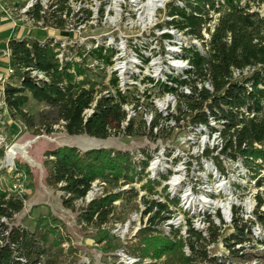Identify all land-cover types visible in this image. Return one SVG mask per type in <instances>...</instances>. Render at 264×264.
<instances>
[{
  "label": "trees",
  "instance_id": "trees-1",
  "mask_svg": "<svg viewBox=\"0 0 264 264\" xmlns=\"http://www.w3.org/2000/svg\"><path fill=\"white\" fill-rule=\"evenodd\" d=\"M252 1L256 3V0ZM259 2L264 4V0ZM250 6L249 0H179L176 5H167L166 15L175 18L165 24L196 38H202L204 29L209 34L205 52L193 48L183 52L182 56L193 67L185 72L186 79L176 77L171 82L191 86L195 78L209 79L212 92L194 90L191 96L181 97L186 110L195 113L188 123L192 126L207 124L208 115L222 121L224 144L220 155L239 159L244 167L257 174L264 168V18L251 12ZM34 15L39 17L38 10ZM213 21L215 23L210 31L209 25ZM54 44L52 39L9 41L10 67L12 76L17 79V85L8 82L3 88L9 118L25 128L35 126L34 119L25 111L32 100L44 104L46 108L37 115L38 134L49 135L53 133V126H61L69 136L86 135L97 140H106L119 133L141 135V126L133 129L134 120L123 130L120 129L125 119L121 106L128 101L127 98L132 101L135 98L117 91L114 78L103 84L104 73L88 67L89 60L109 65L113 51L102 46L89 50L85 46L78 47L75 49L76 57L86 52L81 63L72 56L60 63L53 52ZM244 69L250 72L243 75ZM31 71L40 72L43 78L33 77ZM235 71L240 72L236 78L233 76ZM161 87L164 92L174 91L172 86L163 84ZM107 89H113L114 94L101 95ZM87 110H92L89 116L85 114ZM174 120L175 123L181 122L179 117ZM150 125V133L159 126L156 120ZM112 130H115L114 133ZM49 156L52 159L45 162L49 169L47 182L53 187L60 184L59 190L67 196L64 204L68 207L74 201L83 199L95 181L104 182L111 178L123 186L134 184L148 163L144 160L135 162L128 151L104 148L79 153L74 148L63 147ZM204 156L207 157L208 153ZM216 160L220 168L218 157ZM154 184L158 183L146 182L148 192L154 190ZM118 197V194H109L94 199L86 205L81 221L87 225L106 224ZM255 200L254 216L264 232V211H259L264 199L258 194ZM145 204L143 214L149 215L146 227L138 231V244L129 248L128 254L159 260V264H199L215 260L210 257L206 246L216 241L218 228L210 224L207 241L192 229L188 230L189 236L185 240L178 237L176 230H171V238L156 230V226L167 218L162 214L168 213L167 207L156 201ZM23 207L22 198L0 191V264L39 262L40 252L35 245L43 237L34 236L19 227L8 228L1 221L12 222L13 216ZM233 216L234 233L225 239L224 244L231 256L241 258L243 255L239 256L240 250L234 249V246L243 242L244 231L250 235L251 230L245 229V225L242 227V220L236 216V211ZM257 238L262 242L260 236ZM185 245L188 246L189 256L183 252Z\"/></svg>",
  "mask_w": 264,
  "mask_h": 264
},
{
  "label": "rangeland",
  "instance_id": "rangeland-1",
  "mask_svg": "<svg viewBox=\"0 0 264 264\" xmlns=\"http://www.w3.org/2000/svg\"><path fill=\"white\" fill-rule=\"evenodd\" d=\"M25 1L27 0H15L14 2L16 5L22 6ZM166 1L165 9L160 10L158 13L159 18L166 16L168 4L176 5L179 3V0ZM243 1L245 2V0ZM94 2L96 5L99 4L100 21L94 25H87L88 27L82 33L83 38L81 37V39L83 40L80 41L78 47H89L93 40L88 39V37H95L99 45H101L106 42L107 37L110 35L117 42V39L121 38L122 35L129 34L128 26L122 20L125 17V10L128 12V10L133 9L127 0H81L82 5L86 6ZM249 4L251 5V12H256L264 18V4H261L259 0H256V3L249 0ZM120 7L121 10L118 9ZM105 9H113L114 14L105 17ZM68 12L70 13V10ZM83 14L85 17H89L88 9H85ZM17 16L18 14H15L14 18ZM53 16L52 13H48L45 17V23L47 22V26H51L49 27L50 30L44 31L41 27H35V29L31 28L30 31L37 32L38 36L36 38L39 40L47 37L75 40L76 36L66 29L65 25L60 27L48 23L50 21L55 22L54 19H51ZM88 22L90 21L88 20ZM8 33V27L0 32L1 37L7 36ZM9 68L10 64L8 65L6 60L0 59V77L4 76ZM104 79L103 84L106 82ZM8 82L17 85L16 77L10 76ZM144 87L146 89L144 95L140 94V91L143 90L134 91L132 94L135 97H146L141 104H138L142 106L141 111L150 110L153 112L151 102L155 99H162L164 91L158 85L153 87L146 85ZM103 92H107V95L114 94L113 89H107ZM103 92L101 95H103ZM177 92L173 93L177 102L170 118L163 119L158 113H155L149 122L148 117L147 120H144L142 115H139L133 119V129L141 126V135L125 136L120 134L119 138L111 136L106 140H97L86 135L69 136L60 126L49 135L45 133L38 134L37 115L46 110L44 104H37L32 100L29 101L25 111L34 119L35 126L25 128L12 120L8 121L9 119L3 113L5 112L4 97H0V191H5L8 196L22 198L24 205L23 209L13 216L12 222L4 219L1 221L5 222L8 228L11 226L19 227L30 234H34V236L43 237L35 245L40 252L38 255L39 262L36 264H126L125 256L139 259L136 264H142L144 260L146 264L160 263L159 260L151 258L141 259L138 257L139 255L128 254L129 248L137 246V233L140 229H143L147 221L146 218L148 216L143 214L146 208L145 202L156 201L164 204L170 212L169 219L172 225H179L177 230L182 233L184 231L183 221L178 220L180 214L178 215L176 211L178 209L177 205L185 197L184 195L191 193L189 197L202 198L206 197L205 195L207 194H213L215 189H220L215 187L217 185L216 181L207 176L208 173H213L214 165L217 162L216 157H218V154L215 146L217 141L213 139V134L210 133L208 128L204 126L194 127L188 123L195 113L186 110L184 101ZM127 99L129 104H135L131 99ZM179 108L181 111H179ZM172 117H179L181 122L175 123ZM154 120L157 121L159 126L157 131L153 130L150 133L149 128L151 125L149 123ZM217 125L215 124L214 127H220ZM114 131L112 130L113 133ZM43 137L50 138L53 141ZM27 141H34L26 151L28 156L39 165V168L29 165L19 155L10 151L13 145H23ZM63 147L74 148L79 153L96 148L128 151L133 156L139 153L142 159L148 162L140 179H137L132 185L123 186L121 182H115L111 178L101 182L102 185H97L95 199L109 194L119 195L113 204V214L108 218L106 224L96 226L82 222L80 216L88 203L84 200H76L71 206H66L64 200L67 196L59 190L60 184L57 187H53L47 182L49 169L45 162L52 159L49 156L51 152ZM206 152L209 153L208 157L204 156ZM8 155H11L10 157L12 158L9 163L6 159ZM151 163L156 167L150 173L148 168ZM12 164L13 167L11 168ZM163 167L171 169L165 177L177 172L178 177L176 179L178 178L179 181L171 190L170 195V197H174L173 201L167 200L166 197L167 186L163 185V182L166 181L163 179L167 178L158 177V173ZM202 167H205L206 170H202ZM226 167L229 176L235 175V171L230 164H227ZM244 168V185L247 186L246 189H242V191L232 189L229 194L234 200L230 197L227 199L225 195L215 196L212 199H217L221 202H229L230 199L236 202L237 206L250 201L249 204L251 207L253 206V212L256 204L254 197L260 194L264 199V168L260 169L257 174L249 172L246 167ZM257 176L263 177L259 184H257ZM237 178L240 179L239 177ZM147 181L158 183L154 184L152 192L147 191ZM254 181H256L255 184ZM241 183L243 184V182ZM130 189H133V191L130 192ZM185 205L183 203L181 207L184 208ZM239 208L235 207L234 210ZM262 208L264 209V205L259 208V211ZM207 210H209V215L206 217H209L213 224L216 223V215L213 214L215 210ZM238 216L243 217V214L238 213ZM247 219L243 218L242 227L245 225V229L247 228L250 231V228L257 224L263 230L253 215L252 218ZM231 221H233V218ZM203 223L201 218L194 217L192 221V224L199 229L204 225ZM232 225L233 223L231 222L230 226L220 227L217 239L220 238L219 241H221L222 247L215 243L214 248L208 249L210 257L215 258V260L206 264H264V244L256 242L255 238H252V234L249 235L246 231H244L243 239V242L245 241L246 243L243 244V248L238 253L239 256H243L239 258L229 254L224 241L229 235L234 233ZM156 230L168 232L161 224L156 226ZM49 231L53 233H49Z\"/></svg>",
  "mask_w": 264,
  "mask_h": 264
},
{
  "label": "built area",
  "instance_id": "built-area-1",
  "mask_svg": "<svg viewBox=\"0 0 264 264\" xmlns=\"http://www.w3.org/2000/svg\"><path fill=\"white\" fill-rule=\"evenodd\" d=\"M14 1L15 0H0V21H9L13 24V26L18 27L22 30H26V36L22 35L19 38L13 39H29L27 37L30 34V30L31 28L35 29V27H41L44 31L50 30L49 27L51 26H47V22L45 23V17L48 13H52V15L54 16L51 17V19H54L55 22L50 21L48 23H52L56 26L58 25V23H60V27L65 25L66 29L71 31L77 38L75 37V40H61L55 39V37H47L42 40H54L55 44L53 47V52L55 53L56 58L60 63L65 60H70V56H72L76 62L81 63L82 59L86 55V52L83 51V56L76 57L75 49L78 48V45H80V41L83 40L81 39V37L83 38L82 33L84 32L85 28L89 25L97 24L100 21L99 4L96 5L94 2L86 6L82 5L81 0H27L22 6H18ZM127 2L131 5V7H133V9L128 10V12L127 10H125V17L122 20H124L126 26H128L127 29L129 34L122 35L121 38L117 39V42L116 39L112 35H110L107 37L106 42H103L101 45H99V42L97 41V39H95V37H88V39L90 38V40L93 41L90 43L89 47L85 48L86 50H89L98 46H102L105 48V50H112L113 54L110 59L109 65L105 66L103 63L97 60H89L88 67L98 72H103L105 77L104 80H106L105 84H108L110 79L114 78L116 80L115 89L117 91H119L126 97L135 98L133 100L135 104H129V102H126L121 106L122 111L125 113V119L120 125L121 130H123L130 121H132L139 115H142L144 120H147L148 117L149 122L150 120H152V116L155 113H158L163 119L170 118L173 114L172 111L174 110L177 102V99L173 93L177 91L178 95H180L179 97L191 96L194 90H196L197 92L202 90H206L209 92L213 91L209 79L206 78H195V81L191 86L189 84L177 85L171 82V79L176 77H182V80L186 79L185 72L191 71L193 69L189 61L182 56L185 49L193 48L201 52H205L207 50L206 43L209 41L210 37L205 29L202 31V38H196L195 36L186 35L185 31H180L177 28H174L172 25H166V22H171L175 18L168 17L167 15L164 18H159L158 13L160 10L165 9V6L167 4L166 0H162V3L160 0H127ZM85 9H88L89 17L84 16L83 13ZM118 9L121 10V7ZM35 10H38L39 13V17L37 18L34 15ZM69 10L70 13L68 12ZM15 14H18L16 18H14ZM111 14H114L113 9H105V17L110 16ZM88 20L90 22H88ZM214 23L215 21H213V23L209 25V28L211 29L210 31H212ZM9 41L6 43L5 49L0 51L1 58L10 59V51L8 49ZM249 72V69H244L242 71V74L246 75ZM30 74L38 79L43 78V75L37 71H31ZM12 75L13 70L10 67L7 70V73L4 76L0 77V97H3V88L8 83V78ZM239 75L240 72L238 71H235L233 73V76L235 78ZM163 84L172 86L174 88V91L164 92V97L162 99H155L154 101H152L151 105L153 107V112L150 110L141 111L142 106L138 104H141L146 97H135L132 93L134 91L143 90L140 91V94L144 95V92L146 91L144 86L147 85L149 87H153L158 85V87L162 89L161 85ZM107 94V92H103V95ZM91 113L92 110H87L85 112L87 116H89ZM172 118L174 119L175 117ZM215 124H218L217 126L220 127H214ZM198 126H204L205 128H208L210 130V133L213 134V139L217 141L215 146L218 154V162L221 169L217 166V164H215L213 173H208L207 176L212 180H215L217 184H215V187H218L220 189H215V192L213 194H207L205 195L206 197L202 198L194 196L189 197L191 193L184 195L185 197L177 205L178 209L176 211L178 212V215L180 214L178 220L183 221L184 231L182 233L178 232L177 230L179 228V225H172L171 220L169 219L170 212L168 210V213H162L167 218L161 223V225H163V228L168 231H162L164 235L168 237L172 238L171 230H176L178 237H181L185 240L189 236L188 230L192 229L194 232L199 233L201 237L207 241L209 238L210 224L220 230L221 226H230V223H233V221L231 220L232 218H234V211H236V216L243 220V218H252V215L255 218V210L252 212L253 206L251 207V205L249 204L250 201L241 203L240 206H237L238 204L236 202L229 200L230 205L227 208L225 207V204L228 201L221 202L217 199H212L215 196L220 197L222 195L227 196V199L229 197L233 199L229 194L232 189L241 191L242 189H246L247 186L244 185L245 168L242 162L239 161V159H232L226 155H220V150L224 144V140L221 135V132L223 131L222 121L216 120L208 115L207 124H199L194 127ZM58 127L59 126H53V129L56 130ZM153 130L157 131V127H154ZM119 137L120 133L119 135H116V138ZM129 153L131 154V152ZM220 157H222V159H220ZM133 160L135 162H140L143 159L139 153H136L133 156ZM13 164L10 166L11 168L13 167ZM227 164L231 165V168H233L235 171V175L240 179H238L237 177L235 178L234 174H232L231 176L227 174ZM155 167L156 166L151 163L149 165L148 171L151 173V170H155ZM202 170L205 171V167H202ZM169 171H171V169H168V167H163L162 170L159 171L158 177L162 176V178H167L163 179L166 180L163 182V185L167 186L166 197L167 200L173 201L174 197H170L171 190H173V188L178 184L179 179H176V177H178L177 172H173V175L165 177L167 176ZM257 177L258 184L259 179L263 177ZM241 182H243V184ZM255 182L256 181H254V184ZM97 185H102V183L99 181H95L85 197L81 200H84L86 203H90L91 201H93L97 192ZM232 186L234 187L232 188ZM256 196L254 197L255 199ZM214 202L220 203V207L218 208L216 206H213L212 203ZM183 203L186 204L184 208L181 207ZM235 207L240 208L238 210H234ZM199 208L200 210H198ZM207 209L215 210L213 211V214L216 215V223L213 224V221L209 217H206L209 215V210ZM261 211H264V209L262 208ZM238 213H242L243 217L238 216ZM194 217L201 218L204 222L203 224L205 225V227L204 225H202L200 229L195 227L192 224ZM186 218H188L187 223ZM147 219L148 217L146 218V220ZM146 223L144 227H146ZM231 227L233 229V225ZM250 230L252 238L254 237L255 241L259 242V244H264V232L259 228V225L255 224L250 228ZM258 236H260L262 242L257 238ZM219 240L220 238L216 239L215 242L207 244L206 249L208 253V249L214 248L215 243L222 247V243ZM244 243L246 242L244 241L242 243L235 244L234 249H242ZM183 252L186 256H189V249L187 245L183 247ZM125 260L127 261L125 262L126 264H136L139 261V259L137 258L127 256H125ZM208 262L210 261L199 264H206ZM142 264H146V261L144 260Z\"/></svg>",
  "mask_w": 264,
  "mask_h": 264
},
{
  "label": "crops",
  "instance_id": "crops-1",
  "mask_svg": "<svg viewBox=\"0 0 264 264\" xmlns=\"http://www.w3.org/2000/svg\"><path fill=\"white\" fill-rule=\"evenodd\" d=\"M7 27L9 28V33L7 36H3L1 37V34H0V51L4 50L5 49V46H6V43L10 40V39H13V38H19L20 36H26V30H22L18 27H15L13 26V24L9 21H0V32L3 30V29H7ZM31 34V35H30ZM30 34L27 38L29 39H37L36 37L38 36L37 32L35 31H30ZM0 59H4L6 60V62L8 63V65L10 64V59H6V58H1ZM4 113V116L6 115L7 118L9 119L8 121H11V119L9 118V115H8V111L6 109V106H5V112Z\"/></svg>",
  "mask_w": 264,
  "mask_h": 264
},
{
  "label": "water",
  "instance_id": "water-1",
  "mask_svg": "<svg viewBox=\"0 0 264 264\" xmlns=\"http://www.w3.org/2000/svg\"><path fill=\"white\" fill-rule=\"evenodd\" d=\"M49 141H53L50 138L47 137H43ZM34 141H27L26 143H24L23 145H13L10 149L11 152L19 155L23 160H25L27 163H29V165L34 166V167H38L39 165H37L29 156L27 153V148L30 147V145L33 143Z\"/></svg>",
  "mask_w": 264,
  "mask_h": 264
},
{
  "label": "bare ground",
  "instance_id": "bare-ground-1",
  "mask_svg": "<svg viewBox=\"0 0 264 264\" xmlns=\"http://www.w3.org/2000/svg\"><path fill=\"white\" fill-rule=\"evenodd\" d=\"M161 2H162V1H161ZM86 144H87V143H86ZM91 145H92V143H91ZM10 156H11V155H10ZM10 156L8 155V156H7V158H6L8 163H9V162L11 161V159H12ZM229 200H230V199H229ZM217 203H218V202H217ZM217 203H212V205H213V206H216V207H218V208H219V207H220V205H218L219 203H218V204H217ZM229 205H230V202H228L227 204H225V207H227V208H228V207H229Z\"/></svg>",
  "mask_w": 264,
  "mask_h": 264
}]
</instances>
